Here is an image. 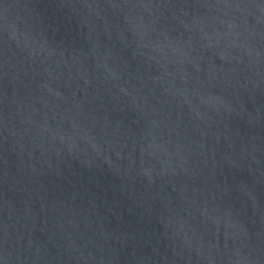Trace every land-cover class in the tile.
<instances>
[{
    "label": "water",
    "instance_id": "1",
    "mask_svg": "<svg viewBox=\"0 0 264 264\" xmlns=\"http://www.w3.org/2000/svg\"><path fill=\"white\" fill-rule=\"evenodd\" d=\"M0 264H264V0H0Z\"/></svg>",
    "mask_w": 264,
    "mask_h": 264
}]
</instances>
